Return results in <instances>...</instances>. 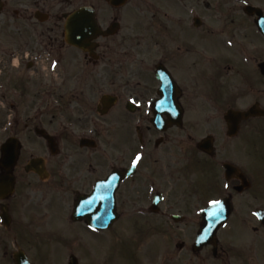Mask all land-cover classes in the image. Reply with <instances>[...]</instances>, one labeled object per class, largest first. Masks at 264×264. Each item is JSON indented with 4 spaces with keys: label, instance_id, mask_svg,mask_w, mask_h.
<instances>
[{
    "label": "flooded vegetation",
    "instance_id": "obj_1",
    "mask_svg": "<svg viewBox=\"0 0 264 264\" xmlns=\"http://www.w3.org/2000/svg\"><path fill=\"white\" fill-rule=\"evenodd\" d=\"M246 4L0 0V159L9 142L18 150L11 171L0 167V264H53L38 240L60 235L63 221L146 235L139 264H264V116L237 131L226 120L232 108H264V36ZM241 11L253 24L237 21ZM140 148L146 167L131 174ZM229 156L240 168L230 180ZM104 183L117 185L111 227L74 221L79 198ZM156 194L169 209L146 211ZM227 196L233 213L217 245L199 248L198 206Z\"/></svg>",
    "mask_w": 264,
    "mask_h": 264
},
{
    "label": "rangeland",
    "instance_id": "obj_2",
    "mask_svg": "<svg viewBox=\"0 0 264 264\" xmlns=\"http://www.w3.org/2000/svg\"><path fill=\"white\" fill-rule=\"evenodd\" d=\"M250 1L259 4L264 8V0ZM235 17L237 21H241L242 24H253L248 19L245 20V18L242 17V12L236 13ZM234 157L236 158V156ZM229 158L233 159V156ZM247 159L249 160V158ZM144 167H146V161L141 163L142 170H144ZM205 174L199 173V187H205L208 183V178ZM137 179L143 180L142 174L138 175L136 177V180ZM192 179H195V176H192ZM200 179H202L203 183L200 182ZM204 190H206V188H204ZM145 191L146 189L144 188V192ZM174 191V189H170L168 191V196H176ZM139 195H141V192H137L136 188L134 196L137 197ZM200 195L201 194H199V196ZM143 206H149L148 203H146V196L144 197ZM202 206L199 205L198 207L202 208ZM140 207L141 205L136 204L134 212L137 213L138 210H140ZM169 207L170 206L168 203L162 204L163 209H169ZM175 209H177V206H175ZM63 224L64 223H61L60 227L58 228H64V230L68 228L67 226L63 227ZM139 224L142 225L143 220H141ZM70 228L71 229L67 230L68 233H64L63 231V234L61 235H55L54 237L41 236L39 238L38 242L41 249L43 251H50V255L53 258L51 263L68 264L71 254H76V256L79 258V264H139V262L134 260V257L138 259V261L142 262L144 261V257L146 259V235L143 236L142 234L138 235L135 233L129 236L97 234L96 232H91L87 229H84L83 226L79 224L77 226L73 225ZM157 239V236L149 237L147 244L153 245Z\"/></svg>",
    "mask_w": 264,
    "mask_h": 264
},
{
    "label": "water",
    "instance_id": "obj_3",
    "mask_svg": "<svg viewBox=\"0 0 264 264\" xmlns=\"http://www.w3.org/2000/svg\"><path fill=\"white\" fill-rule=\"evenodd\" d=\"M255 8L251 7V8H247V11L249 13L254 12ZM258 24L260 25L261 29L264 32V20H259ZM262 69L264 72V64L262 65ZM257 110L251 109L248 112H241V111H231L230 112V116L232 118H235L236 121L240 120L243 117H248L250 114H256ZM259 113H264L263 110H259ZM5 162L7 163L8 159H12L14 158L12 155H10L9 152L5 153ZM227 167V172L228 175H233L234 173H236L238 171V169L236 167H234L233 165L230 164H226ZM90 202H85L84 203V207L81 211V214L76 215L78 217L83 216L84 214L88 213L89 210H93L92 208L84 211L85 208H87L88 204ZM87 204V205H86ZM113 204V199L112 202L111 201H106L103 204V209H102V214L101 215H96V214H92L89 217V220L91 222V224L93 225H98L99 227H104L107 222L110 220L111 214H110V210L112 208ZM92 212V211H91ZM213 213H215V215H213ZM231 213V206L229 205V203L227 201H223L220 202L219 204H214L211 207H209L208 209L204 210L203 214H204V221H203V225H202V233L200 234V243L201 245L209 243L210 241H212L215 236H216V232L217 229L219 228V226L221 225V223H223L224 221H226V219L229 217ZM70 264H78V261L75 257L71 258Z\"/></svg>",
    "mask_w": 264,
    "mask_h": 264
},
{
    "label": "snow or ice",
    "instance_id": "obj_4",
    "mask_svg": "<svg viewBox=\"0 0 264 264\" xmlns=\"http://www.w3.org/2000/svg\"><path fill=\"white\" fill-rule=\"evenodd\" d=\"M140 156L138 155L137 157H136V160H134L133 161V163L135 164V163H137L139 160H140ZM225 187H227V185H225ZM211 203L212 204H219L220 202L219 201H211ZM213 215H215V213H213Z\"/></svg>",
    "mask_w": 264,
    "mask_h": 264
}]
</instances>
